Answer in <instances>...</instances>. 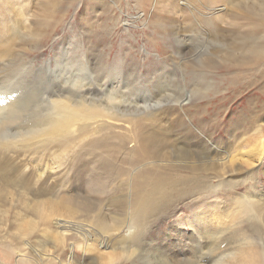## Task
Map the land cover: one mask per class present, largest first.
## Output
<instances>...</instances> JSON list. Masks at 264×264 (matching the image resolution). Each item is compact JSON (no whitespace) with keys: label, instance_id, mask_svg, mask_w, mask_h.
Segmentation results:
<instances>
[{"label":"rangeland","instance_id":"obj_1","mask_svg":"<svg viewBox=\"0 0 264 264\" xmlns=\"http://www.w3.org/2000/svg\"><path fill=\"white\" fill-rule=\"evenodd\" d=\"M67 78L82 79L97 102H106L113 91L117 99L124 93L128 108L117 113V123L95 125L37 151L0 156V264H59L36 254L58 240L54 223L47 231L40 224L20 231L36 221L40 204L66 200L87 206L107 225L132 221L151 186L147 176L135 196L129 169L142 165L159 166L169 194L142 223L147 252L119 264H153L150 250L171 260L232 264L226 250L244 242L264 258V216L258 208L239 214L237 237L213 254L212 244L200 253L187 225L214 209L229 221L233 198L264 196V167L220 172L217 162L231 159L234 146L264 122V0H0V135L26 132V123L47 108L50 96L67 92ZM137 101L149 106L137 111ZM126 118L135 122L132 133L121 128ZM137 133L166 142L136 157ZM189 163L195 166L186 169Z\"/></svg>","mask_w":264,"mask_h":264},{"label":"bare ground","instance_id":"obj_2","mask_svg":"<svg viewBox=\"0 0 264 264\" xmlns=\"http://www.w3.org/2000/svg\"><path fill=\"white\" fill-rule=\"evenodd\" d=\"M252 52L256 51L252 50ZM257 54L258 53H256V55ZM74 79L75 78H73V80L71 81L68 79L71 85H68V87H66V93H60V95L50 96V99L47 102L48 105L45 106L47 108H44L43 110H41V112H38L37 115L36 113L35 115L33 114V119H30L29 121L26 120L28 121L27 123L24 121L22 123L20 121V123H26V125L28 126L29 129L26 132L19 133L13 137L0 135V156H5V154H8V152L15 156V154L18 155L21 153H25L26 151H37L49 143H63L65 141H68L69 138L75 137L77 133L83 130H85V132H89L92 129L91 127L95 125L107 123L111 124L112 122L117 123L116 121L119 116L117 115V113L121 109L125 110L128 108L125 107L126 100H124V97H126V95H123L124 93H120L121 97L117 99L118 93L115 94V92L113 91V93L111 92L110 94H108L107 99L105 100L106 102H97L89 98V86H83L82 79H80V81L78 80V78L75 80ZM119 92L121 91L119 90ZM86 94H88L89 96L86 97ZM156 97L157 96H154L152 97V99L154 100V98L156 99ZM144 102L142 104L143 107L137 104L138 101L134 105L132 103L131 104L134 106L135 110L143 111L144 108L149 106L144 104ZM101 103H103L104 105H102ZM176 104L179 103L177 102ZM8 112L11 113V110H8ZM149 117L155 118L154 113L152 112L151 114H149ZM127 118L123 120V123L125 122L124 124H127L126 127L123 126L124 124L120 125L121 128L127 129L131 132L130 126H133L135 122L132 120H128ZM10 119L11 115L9 120ZM15 133L16 131H14V134ZM252 136L251 138H248L247 136V138H244L243 140L241 138L242 142H238L239 145L236 144L234 146V155L231 157V159H229V156L228 159H224L226 161H224L223 159L217 161L219 167L222 168L220 172H223L227 168L231 170V173H234V171L252 172L261 167H264V122L259 121L257 123V126L254 130V136ZM135 138L138 142V144H136L134 148L136 157H138L137 151L139 152V154H141V151H148L149 148L151 150V146L158 148L160 147V144L166 142V140H161L159 142V138L154 134H146L142 136L137 133ZM190 148L191 147L189 145L184 148L186 156L190 154ZM205 151L206 153L204 157L207 159H211L209 150ZM154 152L155 150L152 151L153 154ZM177 152L180 155L179 159H181L180 157L182 156V152L180 151V149H177ZM145 158H147V156ZM140 159V161H142V158ZM189 164L190 166L185 167L186 169H190V167L193 166L191 165L192 163ZM202 164L203 163H200L201 166ZM157 167L159 166H151L147 169L146 165H142L141 168L144 169L143 172V169L139 168L138 166L129 169V174L134 180L133 188L135 191V196L140 194L142 186L148 183L145 182L147 176H152L150 183H148L151 184V186L149 187L146 195L140 200L137 207L134 209L132 221L125 220L124 222H120L118 224L114 223L107 225L103 220L99 218V216L94 217L90 215L91 209L87 206H70L66 203V200H64L62 203L56 206H47L45 204L35 206L36 221L30 222L25 226H20V231L23 234H26L29 229L31 230L36 228L38 224L42 226L43 231H47L49 228V224L54 223L59 230V232H57V235L59 236L58 240L56 241L54 239L52 241L51 247H39V249H37L36 251V254L40 258L43 257L47 261L51 260L59 264H119V260H121L122 258L126 257L127 259L123 260L129 261L130 259H133L139 255H144V253L147 252V248L144 249L142 247L143 240H145V231H143L142 223L147 220L151 212H154V207L159 203V200H161V203H164L167 199V195L169 194H167L166 191L163 190V186L167 183V175L157 169ZM196 168L198 167L196 166ZM45 171L46 170L44 169L43 174H45ZM183 178L184 177H176V179L180 181H183ZM179 190L180 189H177L173 192ZM232 201H234L236 207L233 205L231 206V209L234 208L235 212H233L234 214L232 215V218L229 219V221H227L229 218L228 216L224 217L226 220L225 222L222 219L223 217H221V214L217 213V209H214L212 213L208 210L199 213V215L195 217V221L192 220L187 224L194 231L196 243L200 244V253L204 249H207L206 245L212 244L210 253L213 254L214 251L220 247V244L224 242H230L229 240L231 237L236 238L238 233L234 232L237 230V224H242V221H240V218L238 217L241 212H246V214H248L249 212L256 211L255 209L258 208L259 217H261V215L264 216V196H259L258 193L253 194L252 196L250 195L249 197H235ZM61 209L63 211H61ZM216 213L217 217H214V214ZM253 217L255 218L256 216ZM250 227L255 226L252 224L250 225ZM88 228L92 229L90 230ZM71 236H78L81 238V241L70 240L67 243L66 238H69ZM252 245L253 244L250 242H244L240 246L232 248L228 247L226 251H229L230 253L226 254V257L231 258V261L233 262L232 264H264V258L261 259L257 255V253H253L251 251L250 247ZM262 250L264 252V248H262ZM18 254L19 257L24 260V255L20 252H18ZM198 254L199 252H196L197 256H199ZM201 254L203 255V252ZM62 256L63 258L66 257V259H63ZM150 256H152L155 260V262H152L153 264H200L196 262L194 263V260L192 261L193 263L189 262V260L186 259L182 261H178L176 259L171 260L168 257L156 253L155 250H150ZM19 262L24 261H18V264ZM216 262L217 261H215L213 264H216Z\"/></svg>","mask_w":264,"mask_h":264}]
</instances>
